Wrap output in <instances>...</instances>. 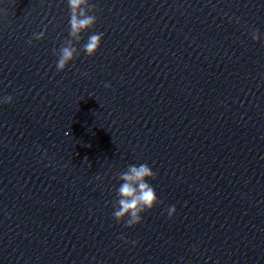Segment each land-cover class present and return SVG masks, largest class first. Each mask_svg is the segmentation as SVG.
<instances>
[{"label":"clouds","instance_id":"1","mask_svg":"<svg viewBox=\"0 0 264 264\" xmlns=\"http://www.w3.org/2000/svg\"><path fill=\"white\" fill-rule=\"evenodd\" d=\"M69 8V39L59 50H53L57 56L56 70L62 72L71 61L77 58L82 50L87 56H94L100 48L103 33L92 34L82 49L78 50L76 44L82 39V33L92 29L96 22L95 5L90 0H67ZM46 31V29H45ZM45 31L34 33L35 40H42ZM252 39L258 40V32L252 33ZM32 43L31 40L28 41ZM109 85H106V87ZM4 103H11L12 97L6 96ZM156 173L146 164L129 165L126 171L118 174V179L122 181L117 189V199L114 204L113 217L119 223L125 222L126 227H133L141 223V214L154 208L160 203L154 187L148 182L155 179ZM176 212L175 206L168 209V216L171 217ZM123 239V237H122ZM133 244L136 242L133 241Z\"/></svg>","mask_w":264,"mask_h":264}]
</instances>
